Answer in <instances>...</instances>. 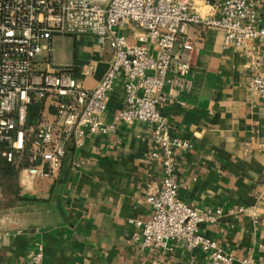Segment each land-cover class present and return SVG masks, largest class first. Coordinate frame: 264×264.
Wrapping results in <instances>:
<instances>
[{"label": "crops", "instance_id": "crops-1", "mask_svg": "<svg viewBox=\"0 0 264 264\" xmlns=\"http://www.w3.org/2000/svg\"><path fill=\"white\" fill-rule=\"evenodd\" d=\"M223 1L189 3L208 15ZM252 1L264 23V0ZM122 31L131 43L144 33L132 21ZM188 33L195 42L193 86L189 92L166 87L173 101L160 107L172 132L191 143L177 151L178 197L199 211L222 210L201 232L234 253L233 264L245 256L264 264V102L251 88L253 77L264 75V38L250 51L227 46L220 28L191 24ZM112 61L91 51L74 74L92 90ZM124 82L120 75L108 94L105 123L125 107ZM154 148L148 123L118 122L107 135L87 136L83 147L71 144L56 176H22L28 199L6 202L0 189V264H37L32 255L38 246L44 248L38 264H211L209 253L188 250L183 241L162 250L133 239L137 229L129 220L150 218L147 190L163 183L162 164L151 157Z\"/></svg>", "mask_w": 264, "mask_h": 264}, {"label": "built area", "instance_id": "built-area-1", "mask_svg": "<svg viewBox=\"0 0 264 264\" xmlns=\"http://www.w3.org/2000/svg\"><path fill=\"white\" fill-rule=\"evenodd\" d=\"M215 9L202 15L189 0H0V156L23 176L54 177L71 144L83 147L87 136L107 135L118 122L148 123L155 143L151 157L161 162L164 177L161 187L147 190L150 218L129 220L137 229L133 239L143 248L162 250L183 241L188 250L209 253L211 264H233L234 253L201 232L203 224L217 222L222 210L199 211L178 197L177 151L191 143L172 132L160 111L173 101L166 87L189 92L193 86L191 24L220 28L227 46L250 51L264 38L256 2L224 0ZM128 21L144 31L138 43L122 31ZM57 33L96 35L113 50L110 68L92 90L70 71L50 66V42ZM145 42L158 49L151 51ZM120 75L125 78L126 104L113 122L105 123L108 94ZM251 88L264 102V75L253 77ZM32 106L39 111L34 117ZM253 215L257 220L258 214ZM43 258L44 248L38 246L32 261L38 264ZM241 263L255 261L245 256Z\"/></svg>", "mask_w": 264, "mask_h": 264}, {"label": "rangeland", "instance_id": "rangeland-1", "mask_svg": "<svg viewBox=\"0 0 264 264\" xmlns=\"http://www.w3.org/2000/svg\"><path fill=\"white\" fill-rule=\"evenodd\" d=\"M50 43V66L58 72L70 71L74 74L76 65H81L82 62L86 61V57L91 51L108 54L113 60V50L108 44H102L96 35L57 33L54 34ZM30 111L39 114V111H32L31 109ZM7 198L6 202L11 199L10 197Z\"/></svg>", "mask_w": 264, "mask_h": 264}, {"label": "trees", "instance_id": "trees-1", "mask_svg": "<svg viewBox=\"0 0 264 264\" xmlns=\"http://www.w3.org/2000/svg\"><path fill=\"white\" fill-rule=\"evenodd\" d=\"M21 172L12 164L8 163L0 156V189L4 195L14 200L28 199L22 196V177Z\"/></svg>", "mask_w": 264, "mask_h": 264}]
</instances>
